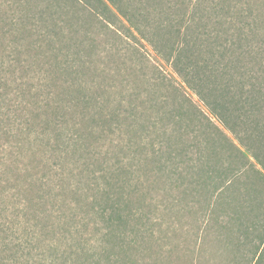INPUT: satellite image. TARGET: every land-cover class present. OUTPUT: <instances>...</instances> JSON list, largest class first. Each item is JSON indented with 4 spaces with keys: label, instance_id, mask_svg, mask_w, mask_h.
<instances>
[{
    "label": "rangeland",
    "instance_id": "1",
    "mask_svg": "<svg viewBox=\"0 0 264 264\" xmlns=\"http://www.w3.org/2000/svg\"><path fill=\"white\" fill-rule=\"evenodd\" d=\"M228 9L210 21L264 44V0ZM119 21L0 0V264H264V138L240 145Z\"/></svg>",
    "mask_w": 264,
    "mask_h": 264
},
{
    "label": "trees",
    "instance_id": "2",
    "mask_svg": "<svg viewBox=\"0 0 264 264\" xmlns=\"http://www.w3.org/2000/svg\"><path fill=\"white\" fill-rule=\"evenodd\" d=\"M70 2L83 8L95 19L98 30L114 35L113 28L119 20L128 24L127 34L130 37L137 34L148 42L154 52L183 79L185 87L208 110L217 126L234 135L240 145L247 147L244 136L260 140L264 138V70L258 74V62L264 63V49H260L264 44L259 46L258 39L249 38L256 28L254 20L251 23L239 20L243 26L237 27L230 36L225 24L217 20L210 21L217 16L227 18L230 0L217 3L209 0L206 9L211 7V17H207L211 27H199V32L195 34H192V25L199 23L197 19L202 11L200 0H179L177 7L168 2L163 3L164 0ZM247 12L250 16L251 11ZM242 17L240 15L238 19ZM153 26L156 28L152 29ZM148 30L152 31L147 33ZM159 31L163 37L157 33ZM247 61L255 64L249 67L251 63ZM174 96L180 100L173 113L180 114L182 103L186 105L188 101L186 97H180L179 92H175ZM214 129L221 139L228 141V137L218 127ZM248 148L251 150L250 146ZM252 157L264 173L263 142ZM115 212V220L121 221L118 212Z\"/></svg>",
    "mask_w": 264,
    "mask_h": 264
}]
</instances>
